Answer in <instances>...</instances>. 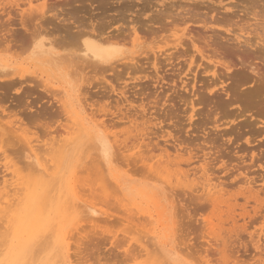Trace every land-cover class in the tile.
I'll return each instance as SVG.
<instances>
[{
  "label": "rangeland",
  "instance_id": "rangeland-1",
  "mask_svg": "<svg viewBox=\"0 0 264 264\" xmlns=\"http://www.w3.org/2000/svg\"><path fill=\"white\" fill-rule=\"evenodd\" d=\"M19 1L0 0V106L8 110L4 114L0 111V116H5L0 117V207L3 209L0 210V232L2 231L0 238L7 241L6 243L3 240L0 243V264H32L34 258H37L34 264H62L63 257H67V255L70 264H254L258 253L253 250L252 244L257 240L254 235L264 221V214L262 216L264 206H262L259 215L255 216L256 218L253 216L252 220L244 219L251 223L248 222L250 226L247 225L246 232H240L235 236L226 234V232L222 233L221 236L224 234L228 236L227 238L224 236V242L228 247L226 248L228 255L227 253L226 255L229 257L228 261L223 262L220 258L221 254L219 255L215 249L222 246V240H220L221 243L215 242L207 226V222L211 220L216 223L215 216L213 218L216 211L211 206H200L201 202L196 200V192L188 190L178 192L177 189H170L155 175L148 174L149 172L145 171V168V170L142 169L141 164L132 165V162L129 164L130 160L126 158L127 155L123 156L126 152L124 154L118 144L116 147L114 143H111L114 144V153L109 165L95 157L97 153H94L92 147L94 145L92 131L96 125H100L103 119L98 117L100 115L96 113L97 107L95 105L91 107L96 103V98H92L95 94L93 96L88 93L91 91L92 94L95 88L102 86L123 88L127 85L131 87V84L132 86L133 84L138 85V83L143 84V87L148 85L147 89H149H144L145 91L142 92L146 93L144 100L140 95L138 100V97L135 99L138 103L135 102L139 106L140 99L144 102L147 100H145V96L149 102L151 97L155 98L153 101L157 100L154 102L156 105L153 104V101L150 103L155 106L156 110H153V106V109L149 110L151 105L148 102L143 105L145 109L149 110L146 111L148 112L146 113L147 117L150 118V115L152 117L157 112L158 117L165 119L161 125L162 132H165L166 129L169 130L173 136H176H174L177 138L175 140H179L175 143L181 144L180 147L184 152L191 153L190 161L192 163H190L192 165L190 164L189 169L192 170L193 175L198 173L196 167L203 164L200 162L204 157L208 161L207 167L210 170L208 172L210 175L213 174L210 177L217 176L218 179H215L225 180L224 182H229L233 178H237L239 181L244 178L251 181L254 178L256 179L253 180L256 188L251 185L253 189L255 188L254 190L263 187L260 197L264 200V43H259L256 38V40L254 39L255 34L264 31L262 30L264 25H260L259 21L257 23L255 20V22L252 21L254 18L251 16L246 19L245 15L249 8L246 9L245 7L248 6L245 5L248 0H107V4H104L107 6H104L107 8L105 11H101L99 6L91 0L71 5L70 3L66 5L67 0H33L32 7L45 6L44 11L47 18L45 16L44 18L49 19L51 24L48 23V20L42 19L41 14L35 10H31L30 14L26 0ZM219 1L220 4H218ZM252 1L249 0L250 3ZM258 1L257 4L261 6ZM14 2L20 4L18 8L13 6ZM257 4L249 5L250 9L253 10L258 6ZM132 5H135L134 8ZM263 6L262 4L260 9H263ZM54 8L56 10L52 12L51 9ZM47 10L50 12L47 13ZM254 10L260 11L257 8ZM245 11L247 13L244 15ZM253 12L250 11L251 15ZM54 13L61 18L68 19L72 32L92 29L97 31L102 28L100 30L104 31L103 34L112 32L111 35H115L121 30L129 32L131 29H135L141 42L153 43L152 49L164 46V41H167L170 36L168 27L173 22L178 23L181 18L190 16L191 20L186 25H180L181 28H185L184 48L182 47L184 50L179 48L176 50L177 52L169 51V53H176L172 58V65H168L165 61L161 62L165 58L164 56L161 57L162 59L159 58L161 69L157 74L158 77L155 73H149L154 71L150 68L151 64L147 63L150 67L146 64L144 66L146 65L150 69L143 66L147 70L142 73H131L128 76L123 73L125 76L122 75L121 80L116 81L111 77V74L101 75L102 73L95 70L93 72L90 68L82 65L83 63L75 61L76 59L58 58L52 61L51 56L57 58L56 54L61 56L59 53L62 51L65 53L69 52V49H75L72 44H69L70 42L66 43L67 40L65 43L63 42L66 31L62 24L54 21L55 19L51 20L53 18L51 15ZM250 13L248 14L250 15ZM37 16H40L41 19H38ZM158 16L163 18L154 23ZM40 20L48 22H44L43 26ZM247 20L253 22V25L255 23V27L258 23L259 26H263L262 29L259 26L254 29L255 27L252 26L256 32L258 30L257 33L250 28L251 23H249V28H246L255 33L253 36V33L249 32L250 35L247 36L251 38V45L252 43L254 45L252 47L239 45L240 43L235 42L233 35V33L236 34L237 28L240 26L246 30L247 25L244 24L248 23ZM263 20L264 17L260 19L264 24ZM57 28L58 32H55L54 29L57 30ZM165 28H167L166 31H164ZM150 29L157 34L155 35L153 32L150 36L148 33ZM32 31L35 33L33 32V34ZM37 31L44 33L42 35L45 36V39H50L51 53L53 54L34 55L31 45L24 44L26 41H23L22 38H26L27 35L31 38V33L34 36ZM102 31L99 32L102 33ZM51 33L53 35H50ZM237 33L239 34V31ZM263 33L262 36H264ZM19 35L22 38H18ZM262 36L260 37L263 41L264 37ZM54 38L58 42L61 38L62 43L56 42L57 40ZM229 38L234 43L231 42L232 40H227ZM26 40L28 41V38ZM254 40L259 45L254 44ZM21 41L24 47L21 45ZM191 42L195 43L196 47L205 54L211 56V61L216 64H212V66L214 68L217 66L216 69L212 66L208 67L210 63L206 60L202 61L203 59L192 48ZM124 50L126 53L132 52L133 47L127 42ZM67 54L71 56V53ZM190 56H193V61L188 67L191 61L189 60ZM199 65L200 67H198ZM80 67H83L84 70ZM205 67H208L209 70L207 74L203 73L207 70ZM188 68L191 72L198 74L195 82L194 73H188L185 77ZM210 70L216 72L215 76L211 74ZM145 72H148L150 76L147 73V75L144 74ZM180 72L182 75H177ZM144 76L148 78H144ZM161 78L167 82V85L163 84L165 93H159L158 90L156 95L159 94V96L156 97L153 95L155 89L152 86L154 81L161 80ZM181 83H187L189 88L196 83L195 94L190 91V95H188L189 93L181 91ZM4 84L11 86L8 85L9 87L5 88L7 85ZM141 84L139 87L142 86ZM192 95L195 97L192 98ZM90 97L92 99H89ZM125 98L131 100V92L126 93ZM166 98L169 100L167 101ZM123 99L110 95L107 103L110 104L112 112L116 107L125 111L128 106ZM92 100L95 101L93 104ZM158 100L160 102L156 103ZM99 101L101 102V100ZM187 101L188 103L196 102L193 104L197 116L192 119L193 124L191 125L190 121L188 122L191 111ZM9 110H13L11 112H15V114L18 113L17 116H20L19 118H22L23 122L21 124L15 122ZM151 110L154 111L153 114ZM31 112L33 113L31 114ZM38 112H43L47 116L42 113L41 118L38 119V116L35 117ZM52 112L54 114L51 116ZM156 114L153 117H157ZM43 115H45L44 118ZM21 116L24 118L27 116L25 119L29 121ZM18 123L20 127L31 128V131L28 130L30 133H26L27 130H23L24 133L20 132L21 128L17 129ZM36 128L40 129V132ZM117 128L106 129L105 135L109 136L110 142L114 141L113 134L122 135L124 127ZM152 129L154 132L157 130V128ZM161 129H158L160 132L158 130L156 132L161 134ZM151 133L150 131L147 133L150 138H152ZM152 141L151 143L154 145L155 141H153L154 143ZM159 141L160 143H158ZM157 143L160 144L159 146L162 145L161 140H158ZM91 154H93L92 158ZM33 155H40V158L36 156L38 161L36 158L33 161ZM44 161L46 164L43 163ZM29 166L32 168L36 166V170L28 168ZM37 169L41 170L40 173L38 172L39 175H37ZM42 171L48 174H42ZM194 171L196 172L193 173ZM45 174L50 177H46ZM196 174L195 180L198 177L197 180H199L200 174L197 175V178ZM193 175L190 179L193 178ZM9 194L10 196H8ZM19 195L22 196L20 197L22 199L19 198V201L22 202L20 201L21 204L17 206V203H20L16 200ZM7 196L8 198H6ZM43 197L45 204L41 207L40 205L44 203L42 202ZM14 198L17 201L16 206L14 202L12 203ZM9 199H11L10 202ZM6 202L10 203L7 206H10L11 209L6 208V204H2ZM241 202L239 201V203ZM3 205L6 206V211H10H5L4 215ZM11 205L17 210H14ZM39 207L42 209L40 210ZM44 207L46 208L44 209ZM250 207L246 206L245 208L249 211ZM36 208H39L37 210L40 212L35 211ZM220 208L222 211H226L225 206ZM236 211L239 212L238 209ZM36 214H38L37 217H34ZM258 217H260L259 220ZM33 218L34 225L31 224ZM13 219L15 223L12 222ZM244 220L239 219L237 224H247ZM228 223L231 225V222L228 221ZM228 223L223 225L230 228ZM3 231L4 234H2ZM248 233L253 234L254 238H250ZM49 234L50 236H48ZM263 234L264 232H262ZM6 237L8 238L6 239ZM35 242L41 243L39 245L41 250H38V245ZM59 243H62V249L59 248ZM261 243L263 244V242ZM33 251L38 257L35 255L32 258ZM57 257L61 261H59L60 259L57 261Z\"/></svg>",
  "mask_w": 264,
  "mask_h": 264
},
{
  "label": "bare ground",
  "instance_id": "bare-ground-1",
  "mask_svg": "<svg viewBox=\"0 0 264 264\" xmlns=\"http://www.w3.org/2000/svg\"><path fill=\"white\" fill-rule=\"evenodd\" d=\"M3 1V0H2ZM15 1V0H14ZM32 1L33 0H26V2H27V5H28V7H29V11H30V14H31V10H35L36 12H38L39 14H41V16H42V19H44V20H48V21H41L43 24V26L45 25L44 24V22L45 23H50L51 21L49 20V19H45V18H47V16H45L46 15V12L44 11V5H39V6H35V7H32ZM36 1H38V0H36ZM66 1V0H65ZM83 1H85V0H67V3H66V5L68 4V3H70V5L71 4H77V3H79V2H83ZM90 1V0H89ZM93 3H96L97 4V6H99L98 8L101 10V11H105V9H107V8H104V4H107L106 2H107V0H91ZM138 1H140V0H138ZM258 1V0H257ZM257 1H255L254 2V0L251 2V3H253L254 2V4H251L250 2H249V0L247 1V4L245 5V6H248V7H245L246 9L247 8H251L249 5H251V6H253V5H255V4H257ZM263 0H260V1H258V2H260L261 3V6H262V4L264 5V1L262 2ZM19 2H23V0H20ZM105 2V3H104ZM142 2V1H141ZM221 2L219 1V3L218 4H220ZM1 4V3H0ZM23 4V3H22ZM21 4V5H22ZM80 4V3H79ZM91 4V3H90ZM133 4V3H132ZM242 4L244 5V2H242ZM3 5V4H2ZM19 3H17V2H14V5L13 6H15V7H19ZM48 5V4H47ZM65 5V4H64ZM65 5V6H66ZM69 5V6H70ZM141 5V4H140ZM258 5V6H257ZM256 6L257 7H254L255 9L257 8V9H259L260 11L262 10V12L264 11V6L262 7L263 9H260V7L261 6H259L260 4H257ZM83 6V5H82ZM120 6V5H119ZM133 6V5H132ZM135 6V5H134ZM134 6H133V8H134ZM5 7V6H4ZM23 7V6H22ZM46 7H48V6H46ZM101 7V8H100ZM105 7H107V6H105ZM123 7V6H122ZM143 7H144V5H143ZM9 8V7H8ZM7 8V9H8ZM12 8V7H11ZM79 8H81V7H79ZM97 8V7H96ZM111 8V7H110ZM121 8V7H120ZM126 8V7H125ZM129 8V7H128ZM142 8V7H141ZM149 7H147V9H148ZM244 8V7H243ZM253 8V7H252ZM254 8H253V10L252 9H250V11H254L253 13H252V15H251V13H250V11H249V9H247L246 11L248 12V13H250V15L245 11L244 12V15H245V13H247L245 16H247V18L246 19H248L249 17L248 16H251L252 18H254L252 21H256V23L259 21V23H260V25H264L263 24V22L262 21H260V19L262 18L263 19V17H264V12L262 13V12H260V11H255L254 10ZM4 9V8H3ZM47 9H49V7L47 8ZM84 9V8H83ZM145 9V8H144ZM230 9V8H229ZM0 10H1V8H0ZM28 10V9H27ZM52 10V12H53V10H56L55 8L54 9H51ZM60 10H62V9H60ZM71 10H72V8H71ZM139 10V9H138ZM141 10H143V9H141ZM149 10V9H148ZM228 10V9H227ZM3 11H5V10H3ZM17 11V10H16ZM107 11V10H106ZM117 11V10H116ZM121 11V10H120ZM244 11V10H243ZM243 11H240V12H243ZM48 12H50L49 10H47V13ZM55 12V11H54ZM142 12V11H141ZM258 12H260L259 14H258ZM118 13V12H117ZM142 13H144V12H142ZM25 14V13H24ZM38 14V15H39ZM105 14V13H104ZM187 14V13H186ZM263 15V17H262V15ZM34 15V14H33ZM158 15V14H157ZM164 15V14H163ZM44 16H45V18H44ZM52 17H50V18H52L51 20L53 21V19H55L54 21H57L58 23H60V24H62L63 25V27H64V30L66 31V37H67V39H66V37H64V35H63V42L65 43V41H66V43H69L70 45L72 44V46H73V48H75V49H69V52H65V53H63V51L61 52V53H63V54H61V53H59L61 56L63 55V57H61V56H59L58 54H56L57 55V58H55V57H52L51 56V59H52V61H54V60H56V59H62V58H67V59H69V58H72V60L74 59H76L75 61H78V62H81V63H83L82 65H85L86 66V68H90L91 69V71H93V70H95V71H99L100 73H102L101 75H103V74H106V73H109V74H111V77L112 78H114L116 81H118V80H121V76L123 75V73L124 74H126V76H128L129 74H131V73H142V72H144V70L146 71L147 69H145L144 67L147 65V66H149L148 64H151V69L154 71V72H149L150 74H152V73H155L156 74V76L158 77V72L160 71L159 69H161V67H160V59L159 58H163V56L165 57V58H163V60H161V62L163 61H165V62H167V64L168 65H172V58H173V56H175V54L176 53H169V51H174V52H177L176 50L177 49H181L182 47H183V38L185 37V28H181L180 27V25L182 26V25H186L187 23H188V21H190L191 19V16L190 17H188V18H181L180 19V21L177 23V22H173L172 24H171V26H169L168 27V31H170V36H168V40L166 41H164V46L163 47H156V48H154V49H152L151 48V45L153 44L152 42H149V43H147V42H141V38L139 37V36H137V32H136V30L135 29H131L129 32H125V30H121V32H118V33H116L115 35L113 34V35H111L112 34V32L111 33H109V34H106V32H105V34H103V32L104 31H102V30H100V29H102V28H100V29H98L99 31H102V33L101 32H99L98 30L97 31H95V29L93 30H90V31H83V30H77L76 32H72L71 30H70V26H69V24H70V22L68 21V19H64V17L63 18H61V17H59L58 16V14H52L51 15ZM64 16V15H63ZM161 16V15H160ZM160 16H158L156 19H155V21H154V23H156V21L158 22V20L160 19V18H163V17H160ZM36 17V16H35ZM38 17V19H41V18H39L40 16H37ZM150 17H152V16H150ZM250 17V19H252ZM67 18V17H66ZM136 18V17H135ZM138 18V17H137ZM70 19H71V17H70ZM148 19H150L149 17H148ZM147 19V20H148ZM259 19V20H258ZM133 20V19H132ZM153 20V19H152ZM161 20V19H160ZM159 20V21H160ZM248 21V20H247ZM254 21V22H255ZM264 21V20H263ZM131 22H133V21H131ZM151 22H153V21H151ZM262 22V23H261ZM137 23H139L138 21H137ZM249 23H253V22H251V21H248V23H246V24H244V25H247L246 27H245V29L250 25ZM259 23H258V25L255 27V23H254V25L252 24V25H250V28H252V26H254L255 28L254 29H256L258 26H259ZM51 24V23H50ZM73 24V23H72ZM78 24V23H77ZM133 24V23H132ZM135 24H136V22H135ZM41 25V24H40ZM61 25V26H62ZM74 25V24H73ZM43 26H41V27H43ZM48 26V25H47ZM58 26H59V24H58ZM240 26V25H239ZM238 26V27H239ZM53 27V26H52ZM54 27H57V26H54ZM63 27H62V29H63ZM128 27V26H127ZM171 27V28H170ZM261 27V29L263 28V26H259V28ZM45 28V27H44ZM59 28V27H58ZM58 28H57V30L56 29H54V31L55 32H58ZM73 28V27H72ZM71 28V29H72ZM249 28V27H248ZM40 29H42V28H40ZM47 29V28H46ZM45 29V30H46ZM60 29V28H59ZM78 29V28H77ZM118 29H120V28H118ZM166 29L167 28H165V30L164 31H166ZM253 29V28H252ZM253 29V31H255ZM44 30V29H43ZM43 30H42V32H43ZM51 30V29H50ZM84 30H86V29H84ZM237 30L239 31V34L236 32V34H234L233 33V35H234V40H235V42H237L239 45H245L246 47H252V46H254L253 45V43H252V45H251V38H248L247 36H249L250 35V33H253L252 35L254 36V32H250V31H252V30H244L243 28H242V26H240L239 28H237ZM262 30H264V28L262 29ZM52 31V30H51ZM51 31H48V32H51ZM117 31V30H116ZM149 31V32H148ZM147 32L150 34V36H152V34H153V32H154V34H155V31H151V29L150 30H148ZM34 31H32V33H33ZM38 32V31H37ZM36 32V34L33 36L32 35V33H31V38L29 37V35H27L26 36V38H22V36L20 37V35H19V37L18 38H22L23 39V41L25 40L26 42H24V44L25 43H28V45L30 44L31 45V47H32V51H33V53H34V55H47V54H53V53H51V51H52V47L50 46L51 44H50V39L48 40V39H45V36H43L44 35V33H42V32H38L37 33ZM47 32V34H49ZM55 32H52L53 34L55 33ZM59 32H61V31H59ZM250 32V33H249ZM256 32V31H255ZM257 32H258V30H257ZM256 32V33H257ZM264 31H262V33H263ZM35 33V32H34ZM33 33V34H34ZM45 33H46V31H45ZM50 34V35H53V34ZM61 33H63V32H61ZM61 33H60V35H61ZM114 33V32H113ZM146 33V32H145ZM261 32H258L257 34H255V36H254V39L256 38L257 39V41L260 43V42H263L264 43V40L262 41V38L260 37V36H262L261 34H262ZM43 34V35H42ZM157 34V33H156ZM155 34V35H156ZM259 34V37L257 38V35ZM263 35H264V33H263ZM245 36V37H244ZM252 36V37H253ZM251 37V36H250ZM262 37H264V36H262ZM28 38V41H30L31 40V42H28L26 39ZM55 38H59V37H55ZM54 38V39H55ZM170 38V39H169ZM244 38V39H243ZM260 38H261V40H260ZM255 39V40H256ZM264 39V38H263ZM1 40V39H0ZM49 41V43H46V42H48ZM55 40H57V39H55ZM60 41V43H62V39L60 38L59 39ZM227 40H232V39H227ZM254 40V44H257V43H255L256 41ZM4 41H6V40H4ZM241 41H243L242 43H241ZM22 42V41H21ZM21 42H19V43H21ZM56 42H58V40L56 41ZM58 42V43H59ZM130 43L131 44V47H133V51L132 52H128V53H126L125 52V50H124V46H125V44L126 43ZM231 42H233V40L231 41ZM51 43H52V39H51ZM192 43V48L194 49V51L195 52H197L198 53V55L200 56V58L201 59H203L202 61H204V60H206L208 63H210L209 65H208V67L209 66H212V64H214L212 61H211V56H209V54H205L201 49H199L198 47H196V45H195V43H193V42H191ZM234 43V42H233ZM262 44V43H261ZM21 45H23V42H22V44ZM47 45H48V47H47ZM251 45V46H250ZM257 45H259V44H257ZM257 45H255V46H257ZM263 45V44H262ZM23 47H24V45H23ZM28 47V46H27ZM30 47V48H31ZM45 47H47L46 49L47 50H45ZM51 47V49H49ZM263 47H264V45H263ZM184 48V47H183ZM182 48V49H183ZM184 50V49H183ZM186 50V49H185ZM72 51H74V52H72ZM67 53H71V56H70V54H67ZM188 53V52H187ZM184 54V53H183ZM185 54H186V51H185ZM184 54V55H185ZM69 55V56H68ZM187 55V54H186ZM213 57V56H212ZM161 58V59H162ZM206 58V59H205ZM177 59V58H176ZM193 59V56H190V58H189V60H191L190 61V63L188 64L189 66L188 67H190V65L192 64V60ZM144 60V61H143ZM141 61H143V63H141ZM159 61V62H158ZM145 62V63H144ZM148 63V64H147ZM143 64V65H142ZM144 64H146L145 66H144ZM159 64V65H158ZM194 64V63H193ZM162 65V64H161ZM214 65H216V64H214ZM144 66V67H143ZM146 66V68H148ZM160 68H159V67ZM198 67H200V65L198 66ZM208 67H205V69H207ZM213 68H214V66H212ZM216 67L217 66H215V68L214 69H216ZM150 68H148V69H150ZM80 69H83V67L81 68L80 67ZM210 69V68H209ZM84 70V69H83ZM208 70V69H207ZM207 70H205L203 73L204 74H207V72L209 73V70L207 71ZM148 71H150V70H148ZM181 71V70H180ZM211 71V70H210ZM94 72V71H93ZM181 72H183V71H181ZM180 72V73H181ZM98 73V72H97ZM149 74L148 72H145L144 74ZM160 73V72H159ZM177 74V75H182V73L181 74ZM187 73V74H186ZM185 74V77L188 75V73H194V72H191V70L188 68V71L186 72ZM146 74V75H147ZM150 74L148 75V76H150ZM184 74V73H183ZM203 74V75H204ZM211 74H214L213 76H215V74H216V72H212L211 71ZM196 75H198L197 73L195 74H193V79H194V82L196 81ZM123 76H125V75H123ZM122 76V77H123ZM145 77H147V76H144V78ZM148 78V77H147ZM179 78V77H178ZM158 79V78H157ZM182 81V80H181ZM155 82V83H154ZM153 83H154V85L152 86L154 89H155V94H153V95H156V91H158L159 90V93H163L164 91L163 90H165V89H163V84H166L167 85V82H165L164 81V79H162L161 78V80L159 79V80H157V81H154ZM162 82V83H161ZM139 84H141V83H138V85H136V84H133V86H132V84H131V87H129L128 85L127 86H125V87H118V88H116V87H114V86H109V87H104V86H102V87H99V88H95L94 89V93H93V91H92V94L90 93L91 91H89L88 93L90 94V95H93V94H95V96L94 97H92V98H96V103H94L95 101H93L92 102V104L93 105H91V107H93L94 105L97 107V111H96V113H98V115H100V116H98L97 114H95V113H93V114H95V116L97 115L98 117H101L102 119H103V121H101V123H100V125L98 124V125H96L95 127H94V129H93V136H92V139L94 140L92 143L95 145V147H94V145L92 146L93 147V150H94V153L96 154V156L95 157H97V159H101L106 165H109L110 164V162H111V158L113 157V148H114V144L116 145V147H117V144H118V147H120L121 146V149L123 150H121L123 153L124 152H126V154L125 155H123V156H126L127 155V157L126 158H128L129 160H130V162H129V164L132 162V165L134 164L135 165V163H138V164H141V166L143 167H141L142 169H144L145 171H148L147 173L148 174H152V175H155V177H157V178H159L164 184H167L166 186H169L170 187V189H177L176 191H178V192H180V191H182L183 192V190L185 191V190H188L189 192L191 191H193V192H196V200L197 201H200L201 202V204H200V206H211V208L213 209V210H215L216 211V215L215 214H213V218H214V216H215V220H216V223H214V222H212V220L210 221V222H207L208 224H207V226L209 227V230H210V232H211V235H212V238H213V240H215V242H217V241H219L220 243H221V241L220 240H222V248L221 247H216L215 249H216V251H217V253L220 255V258L222 259V261L223 262H226V261H228V259H229V257L227 256L228 255V253H227V249L226 248H228L227 247V245H226V242H224V236H226L225 234H224V236H221V235H223L222 233H225L226 232V234H230V235H232V234H234V236L235 235H238V233H240V232H246V227H247V225H249V223L247 222V221H245L244 219L245 218H248V220L249 219H251L252 220V218L254 219V217L255 216H258L259 215V212L262 210V206H264V200L260 197V193L262 192V188L263 187H261V189H259V190H254L255 188H256V186H255V182H253V180L255 181L256 179H252L251 181L249 180V181H247L245 178V180L244 179H242V181L240 180H238L237 178H233L232 180H230L229 182L227 181V182H224L225 180H223V181H219V180H217L218 178H217V176H215V178H217V179H215L214 177V179L212 178V177H210V176H213V174H211L210 175V173L208 172V170H209V168L207 167L208 166V161H207V159H204V157H203V162L201 161L200 163H203V164H200V166H198V167H196V168H198V170L201 172H199L198 170H197V174L195 173L196 171H194L193 173H195L196 174V178H197V175L198 174H200V179L199 180H195V174L193 175L191 172H192V170H190L189 169V167L192 165L191 163V153H189V152H187L186 150V152H184L183 151V148L181 149V144L179 145V143H178V145L176 144L177 142L176 141H179V140H175V139H177V138H175L174 136H173V134L169 131V130H167L166 129V131L165 132H162V129H161V125H162V123H163V120H165V119H162V118H160V117H158V115H157V117L155 116V117H151V115H150V118L149 117H147V114L146 113H148V112H146L148 109H145L144 108V106L143 105H145V104H147L146 102H148L149 104L151 103V101H153L155 98L153 97V99H152V97L150 98V102L149 101H147V100H149L148 98H146L147 96H145V102L143 101L144 100V95L146 94V93H142L143 91H145L144 89H147V87H148V85H146L147 87H143V84H141L142 86H140L139 87ZM182 84V88H180V89H182L181 91H184V93L186 92L187 94L191 91V93H193V94H195L194 93V88H195V84L196 83H194L190 88H189V85L187 84V83H181ZM190 84V83H189ZM4 85H7V84H4ZM9 86H11L10 84H8ZM5 86V88H8L9 86ZM136 85V86H135ZM151 86V85H150ZM1 87V86H0ZM4 87V86H3ZM2 87V88H3ZM149 89V88H148ZM147 89V90H148ZM79 90V89H78ZM84 90V89H83ZM128 92H131V100H128V98H125V95H126V93H128ZM87 93V92H86ZM165 93V92H164ZM186 94V95H187ZM110 95H115V96H118V97H120V98H124L123 100L127 103V108H125V111H122V110H120V109H118L117 107L115 108V110L112 112V110H111V107H110V104L109 103H107V101H108V98L110 97ZM140 95H142L141 96V98L143 97V100H141L140 99V101H139V106H137V104H136V102L138 103V99H139V97L138 96H140ZM183 95V94H182ZM188 95H190V93L188 94ZM187 95V96H188ZM87 96H89V95H87ZM157 96H159V94L158 95H156V97ZM89 98V99H92V98ZM138 97V98H137ZM192 98H194L195 97V95H194V97H193V95L191 96ZM101 100V102L98 100ZM137 98V100H135ZM20 99H22V98H20ZM182 99V98H181ZM185 99V98H184ZM189 99V98H188ZM22 100H24V99H22ZM21 100V101H22ZM98 100V101H97ZM166 100L168 101L169 99L168 98H166ZM191 100V99H190ZM193 100V99H192ZM91 101V100H90ZM102 101H103V103H102ZM136 101V102H135ZM155 101H157V100H155ZM155 101H153V104H154V102ZM160 101H161V98H160ZM159 100H158V102H156V103H159L160 102ZM23 102V101H22ZM99 102V103H98ZM170 102V101H169ZM184 102H186V101H184ZM195 102V101H194ZM193 102V103H194ZM144 103V104H143ZM192 103V101H191V103H188V101H187V104H189L190 106H189V108H190V115H189V120H188V122L190 123V125L191 124H193L191 121H192V119H194V117L195 116H197V112H196V110L194 109L195 108V105ZM196 103V102H195ZM136 105V106H134V105ZM148 104V105H149ZM151 105V104H150ZM154 105H156V104H154ZM154 105H151L150 107H149V110L150 109H153V107H154V109L153 110H156L155 109V106ZM153 106V107H152ZM1 107V106H0ZM96 107H95V109H96ZM147 108H148V106H146ZM156 107H158V106H156ZM9 108V107H8ZM95 109H93V110H95ZM138 109V110H137ZM7 110V109H6ZM5 108L2 106L1 108H0V111H1V113L2 114H4L5 113ZM129 110H132L133 112H130ZM137 110V111H136ZM148 110V111H149ZM153 110H151L152 111V114H153ZM8 111V110H7ZM6 111V112H7ZM10 112L11 111H13V110H9ZM115 111H117V112H115ZM158 111V110H157ZM95 112V111H94ZM9 113V112H8ZM7 113V114H8ZM29 114H30V112H28ZM33 112H31V114H32ZM43 113V112H42ZM42 113H37V114H35V117H37L38 116V119L39 118H41V116H42ZM6 114V115H7ZM13 114V115H12ZM18 114V113H17ZM17 114H15V112L13 113V112H11V116L14 118V120H15V122L17 121V122H19L20 124L23 122V119L21 120L19 117L20 116H17ZM41 114V115H40ZM43 114H45V113H43ZM48 114H50V113H48ZM54 114V112H52V114H50L51 116ZM56 114V113H55ZM150 114V113H149ZM196 114V115H195ZM10 115V114H9ZM20 115V114H19ZM34 115V114H33ZM46 116H47V114H45ZM45 115H43V118H44V116ZM50 115H48L49 117H50ZM8 116V115H7ZM40 116V117H39ZM54 116H56V115H54ZM149 116V115H148ZM172 116V115H171ZM170 116V117H171ZM0 117H5V116H0ZM21 117H23V116H21ZM27 117V116H26ZM25 117V118H26ZM34 117V118H35ZM24 118V117H23ZM24 118V119H25ZM28 118H29V116H28ZM31 118V117H30ZM51 118V117H50ZM49 118V119H50ZM9 119V118H8ZM12 119V118H11ZM33 119V118H32ZM38 119H37V121H38ZM170 119V118H169ZM26 120V119H25ZM28 120V119H27ZM26 120V121H27ZM34 120V119H33ZM32 120V121H33ZM36 120V119H35ZM42 120V119H41ZM41 120H39V122L41 121ZM44 120V119H43ZM47 120H48V117H47ZM29 121V120H28ZM36 121V123H38L39 124V122H37ZM30 122H31V119H30ZM42 122V121H41ZM193 122H194V120H193ZM19 123H18V128L17 129H19V128H21L20 129V132H23L24 133V131H26V133L28 132V133H30V131H31V128H29V129H27V128H25V127H20V125H19ZM26 123V122H25ZM43 123V122H42ZM17 124V123H16ZM13 125V124H12ZM23 125V124H22ZM26 125H27V123H26ZM41 125V124H40ZM43 125H44V123H43ZM47 125V124H46ZM45 125V126H46ZM39 126V125H38ZM45 126H44V128H45ZM107 126H108V128L109 127H112V128H116V129H118L117 127H119V129H121L122 127H124V128H122V132H121V134L122 135H120L119 133V136L118 135H116V134H113L112 136H113V142H110L109 141V139H108V137H107V135H105V131H106V129L108 130V128H107ZM37 127V126H36ZM42 127V126H41ZM50 127V126H49ZM106 127V128H105ZM154 128V129H156L157 128V130L159 129H161V134L160 133H158V132H160L159 130H158V132H154V130L152 129V128ZM163 127H164V125H163ZM38 128V127H37ZM36 128V129H37ZM43 128V129H44ZM47 128H48V126H47ZM152 130H151V129ZM35 129V130H36ZM42 129V128H41ZM24 130V131H23ZM28 130H30V131H28ZM34 130V131H35ZM39 132H40V129H37ZM45 130H47V129H45ZM33 131V130H32ZM42 131V130H41ZM110 131H111V129H110ZM148 131H150V133L151 132H154L153 134L151 133V135H152V138H150L149 137V135L147 134L148 133ZM115 133V132H114ZM156 133H158V134H156ZM36 134H38L37 133V131H36ZM107 134V133H106ZM160 134V135H159ZM33 135H34V133H33ZM108 135H111V134H108ZM111 136V137H112ZM121 136V137H120ZM34 137H35V135H34ZM157 139L156 141L154 140V139ZM36 139H37V137H36ZM36 139H34V140H36ZM150 139H152L153 141H155V143L152 141V140H150ZM158 140H161L162 141V145L161 146H159L160 144H158V143H160V141L157 143V141ZM33 141V140H32ZM37 141V140H36ZM151 141L154 143V145L151 143ZM176 142V143H175ZM29 143V142H28ZM111 143H114L113 145L111 144ZM28 145H30V143L28 144ZM34 147V146H33ZM29 149H30V147H28ZM38 148V147H37ZM32 149V148H31ZM34 149V148H33ZM181 149V150H180ZM96 150V151H95ZM31 151V150H30ZM29 151V152H30ZM47 151V150H46ZM119 151V150H118ZM37 152V151H36ZM121 152V153H122ZM184 152V153H183ZM31 153V152H30ZM32 154V153H31ZM35 154V153H34ZM45 155H46V153H45ZM92 155L93 154H91V158H92ZM36 156H38V155H33L32 156V158H33V161H35L34 160V158H36ZM123 156H121V157H123ZM31 157V156H30ZM39 158H40V155L38 156ZM38 157L36 158L37 159V161H38ZM90 158V159H91ZM125 158V157H124ZM41 159H42V156H41ZM44 159V158H43ZM122 159V158H121ZM32 160V159H31ZM40 160V159H39ZM127 160V159H126ZM122 161H124V160H122ZM207 161V162H206ZM40 162V161H39ZM46 161H44L43 163L44 164H46L45 163ZM49 162V161H48ZM126 162V161H125ZM191 162V163H190ZM41 163V162H40ZM43 164V165H44ZM191 164V165H190ZM32 165V164H31ZM45 166V165H44ZM47 166V165H46ZM27 167V166H26ZM31 166H29L28 168H30ZM52 167V166H51ZM185 167V168H184ZM200 167V168H199ZM208 169H207V168ZM32 168V167H31ZM30 168V169H31ZM33 168L36 170V166H33ZM32 168V169H33ZM17 169V168H16ZM48 169V168H47ZM46 169V171H48ZM192 169V168H191ZM28 170V169H27ZM34 170V171H35ZM38 171H36L37 173L39 172H41V170H39V169H37ZM43 170V169H42ZM44 170H45V168H44ZM43 170V171H44ZM195 170V169H194ZM19 171H20V169H19ZM42 171V174L43 173H46V174H48L47 172H43ZM210 171V170H209ZM15 173V172H14ZM21 173V172H20ZM36 173V174H37ZM39 173L37 174V175H39ZM9 174V173H8ZM42 174H40L41 175V177H42ZM45 174V176L46 177H50V175H46ZM50 174V173H49ZM191 175H193L192 177V179H190L191 178ZM44 176V175H43ZM199 176V175H198ZM240 175H238V177H239ZM4 177V176H3ZM24 176H22V178H23ZM22 178H20V179H22ZM45 178V177H44ZM240 178V177H239ZM18 179V178H17ZM24 179V178H23ZM241 179V178H240ZM213 180H217L216 182H214ZM244 180V181H243ZM26 181V180H25ZM15 182H16V180H15ZM15 182H14V184H15ZM23 182V181H22ZM21 182V183H22ZM2 183V182H1ZM13 183V182H12ZM27 183V182H26ZM33 183V182H32ZM10 184V183H9ZM28 185H29V183H27ZM26 184V185H27ZM34 184V183H33ZM254 185V189H253V186L252 185ZM6 185H8V184H6ZM4 186H5V183H4ZM23 186V185H22ZM7 187V186H6ZM259 187V186H258ZM8 188V187H7ZM21 188V187H20ZM6 189V188H5ZM34 189V188H33ZM12 190V189H11ZM15 190V189H14ZM17 190L19 191V188H17ZM174 190V191H175ZM6 191V190H5ZM10 191V190H9ZM26 191V190H25ZM175 191V192H176ZM27 192V191H26ZM186 192V191H185ZM18 193V192H17ZM22 193V192H21ZM20 193V194H21ZM6 194H8V193H6ZM195 194V193H194ZM18 195V194H17ZM33 195V194H32ZM31 195V196H32ZM44 195V194H43ZM180 195V194H179ZM183 195V194H182ZM3 196V195H2ZM6 196V195H5ZM8 196H10V194L8 195ZM8 196L6 197V198H8ZM12 196V195H11ZM14 196V195H13ZM20 197H22V196H20L19 195V197H18V199H16L17 201H19V198ZM1 198V197H0ZM44 198V197H43ZM42 198V199H43ZM2 199H3V197H2ZM20 199H22V198H20ZM10 200L11 199H9V202H10ZM14 200H15V198H14ZM13 199H12V203L14 202V204H15V206L17 205V206H19V204H21V202L20 203H17V201L15 202ZM239 201H242L241 203H239ZM42 202H44L43 204H41L40 205V203H39V205L42 207V205H44L45 204V198H44V200H42ZM17 203V204H16ZM34 203V202H33ZM0 204H1V201H0ZM2 204H6V206L8 205V204H10V203H8L7 204V202L6 203H2ZM13 204V205H14ZM13 205H11V206H13ZM4 206V205H3ZM4 206L3 208H4V213H3V215L4 214H6L5 213V209L6 208H10V206ZM38 206V205H37ZM223 207V206H225V208H226V211H222L221 210V208L220 207ZM246 206H251L250 208V212L245 208ZM6 207V208H5ZM41 207H39L40 208V210L42 209ZM1 208V207H0ZM8 208V209H9ZM13 208H14V206H13ZM12 208V209H13ZM29 208V207H28ZM39 208H36V210L35 211H39V210H37V209H39ZM46 207H44V209H45ZM61 208V207H60ZM7 209V210H8ZM11 209V208H10ZM27 209V208H26ZM239 210V212H237L236 210ZM0 210H3L2 208L0 209ZM14 210H17V208H14ZM9 211V210H8ZM8 211H6V212H8ZM12 211V210H11ZM264 211V210H263ZM10 212V211H9ZM40 212V211H39ZM42 212V211H41ZM27 213V212H26ZM38 213V212H37ZM43 213H44V211H43ZM8 214V213H7ZM253 214V215H252ZM261 214V213H260ZM263 214L264 213H262V216H263ZM1 215V214H0ZM16 215V214H15ZM37 215L38 214H36V215H34V217L36 216L37 217ZM41 215H43V214H41ZM40 215V216H41ZM65 215V214H64ZM224 215H225V218H224ZM11 216H14V215H11ZM44 216V215H43ZM254 216V217H253ZM4 217V216H3ZM66 217V216H65ZM223 217V218H222ZM15 218V217H14ZM256 218V217H255ZM1 219H3V218H1ZM11 219V218H10ZM9 219V220H10ZM239 219H241V220H244L245 221V223L247 222V224H241V225H238L237 224V221L239 220ZM260 219V217H258V220ZM33 220H34V218L31 220V224L32 225H34L33 224ZM5 221V220H4ZM8 221V220H7ZM228 221L229 222H231V225H229V223H228ZM244 221H242V222H244ZM254 221V220H253ZM253 221H252V223H253ZM256 221H257V219H256ZM255 221V222H256ZM6 222V221H5ZM9 222H11V220L9 221ZM12 222H14L15 223V221H14V219H13V221ZM225 223L227 224L228 223V225H229V227L230 228H228V227H225L224 225H225ZM259 223V222H258ZM30 224V226L32 227V225ZM44 224V223H43ZM42 224V225H43ZM224 224V225H223ZM251 224V223H250ZM12 225V224H11ZM8 226V225H7ZM9 226H10V223H9ZM8 226V227H9ZM55 226V225H54ZM250 226V225H249ZM248 226V227H249ZM228 228V229H225V228ZM4 228V227H3ZM5 228H7V227H5ZM263 228H264V221H262V223L260 224V227L258 228V231H256V232H254V233H256L254 236H256L257 237V240H255V242L252 244V248H253V250L254 251H256L257 253H258V256H257V259H256V262L254 263V264H264V241H262V240H264V234L262 235V232H264L263 231ZM10 229V228H9ZM42 229V228H41ZM40 229V230H41ZM52 229V228H51ZM4 230H7V229H4ZM54 230V229H53ZM10 231V230H9ZM2 232V231H1ZM0 232V233H1ZM7 232V231H6ZM62 232V231H61ZM49 233V232H48ZM47 233V234H48ZM51 233H53V232H51ZM2 234H4V231H3V233ZM249 235H250V238H252L253 237V234H251V233H248ZM230 235H229V237H230ZM1 236H4V235H1ZM7 236H9V235H7ZM46 236V235H45ZM44 236V237H45ZM48 236H50V234L48 235ZM68 237V236H67ZM228 236H226V238H227ZM255 237V238H256ZM4 238V237H3ZM8 237H6V239H7ZM46 238V237H45ZM47 238H49V237H47ZM62 238V237H61ZM254 238V237H253ZM1 239V238H0ZM40 239V238H39ZM67 239V238H66ZM219 239V240H218ZM230 239V238H229ZM228 239V240H229ZM3 240H5V239H3ZM2 239H1V242L0 243H2V241H3ZM43 240H44V238H43ZM42 240V241H43ZM64 240V239H63ZM6 241V240H5ZM4 241V242H5ZM42 241H40L41 243H42ZM46 241V240H45ZM18 242V241H17ZM38 242V241H37ZM261 242H263V244L261 243ZM6 243H7V241H6ZM36 243V242H35ZM40 243V244H41ZM5 244V243H4ZM37 244V243H36ZM40 244H37L36 246L39 248L38 250H41L40 248L41 247H39V245ZM50 244V243H49ZM61 244L62 243H59V248L60 249H62V247H61ZM220 244V245H221ZM6 245V244H5ZM16 245V244H15ZM47 245V244H46ZM63 246V245H62ZM215 246V245H214ZM216 246H218V245H216ZM1 247V246H0ZM36 248V247H35ZM34 248V249H35ZM46 248V247H45ZM214 249V250H215ZM37 250V249H36ZM35 250V251H36ZM37 250V251H38ZM231 250V249H230ZM11 251V250H10ZM9 251V252H10ZM35 251H33L34 252V255H33V257L32 258H34V256L36 255L37 257H38V255L37 254H35ZM68 251V250H67ZM232 251V250H231ZM0 252H1V250H0ZM33 252H32V254H33ZM40 252V251H39ZM39 252H36V253H39ZM58 253V252H57ZM61 253V252H60ZM226 253H227V255H226ZM230 253V252H229ZM61 254H63V253H61ZM232 254V253H231ZM230 256V255H229ZM31 257H30V259H31ZM58 257H60L59 255H58ZM58 257H57V261L61 258H59L58 259ZM64 258V261H63V263L62 264H70V262L68 261V255H67V257L65 256V257H63ZM37 260V258H34V259H32V260H34L35 262H36V260ZM34 261L32 262V264H34ZM59 261H61V259L59 260ZM55 262H56V260H55ZM26 263H27V261H26ZM28 263H29V260H28Z\"/></svg>",
  "mask_w": 264,
  "mask_h": 264
}]
</instances>
